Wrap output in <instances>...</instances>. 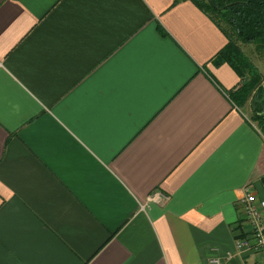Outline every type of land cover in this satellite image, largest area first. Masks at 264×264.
<instances>
[{"label": "crops", "instance_id": "0c3cea01", "mask_svg": "<svg viewBox=\"0 0 264 264\" xmlns=\"http://www.w3.org/2000/svg\"><path fill=\"white\" fill-rule=\"evenodd\" d=\"M226 42L189 0H0V264H261Z\"/></svg>", "mask_w": 264, "mask_h": 264}, {"label": "trees", "instance_id": "16d2710c", "mask_svg": "<svg viewBox=\"0 0 264 264\" xmlns=\"http://www.w3.org/2000/svg\"><path fill=\"white\" fill-rule=\"evenodd\" d=\"M180 1V0H176ZM206 14L224 33L227 42L213 58L216 65L227 63L240 79L238 88L230 91L237 107L249 99L252 118L264 123L263 78L237 45H253L264 54V0H189ZM160 31L161 28H159Z\"/></svg>", "mask_w": 264, "mask_h": 264}, {"label": "built area", "instance_id": "2783aa9c", "mask_svg": "<svg viewBox=\"0 0 264 264\" xmlns=\"http://www.w3.org/2000/svg\"><path fill=\"white\" fill-rule=\"evenodd\" d=\"M155 196H149L147 201H154ZM168 200L167 196H162V201ZM239 205L242 207L245 216L250 220L252 232L249 238L235 240V254L242 251H255L261 256V264H264V223L262 216L264 213V198L258 200L253 192L246 188L244 194L239 200ZM143 205L141 208H144ZM232 254H227L226 258H230ZM209 264H222L220 259L212 258Z\"/></svg>", "mask_w": 264, "mask_h": 264}, {"label": "rangeland", "instance_id": "374dc122", "mask_svg": "<svg viewBox=\"0 0 264 264\" xmlns=\"http://www.w3.org/2000/svg\"><path fill=\"white\" fill-rule=\"evenodd\" d=\"M239 48L242 50L243 54L248 59L249 63L256 68L260 76L264 81V54L258 52L253 45H243L239 41H236ZM243 107H249V99ZM248 117L254 123V125L263 133L264 135V123L259 124L252 118V113H248Z\"/></svg>", "mask_w": 264, "mask_h": 264}, {"label": "water", "instance_id": "95a60500", "mask_svg": "<svg viewBox=\"0 0 264 264\" xmlns=\"http://www.w3.org/2000/svg\"><path fill=\"white\" fill-rule=\"evenodd\" d=\"M262 86H263V88H264V81H263V83H262Z\"/></svg>", "mask_w": 264, "mask_h": 264}]
</instances>
